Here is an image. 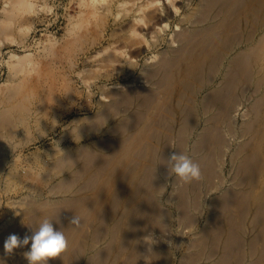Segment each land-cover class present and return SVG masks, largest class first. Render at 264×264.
<instances>
[{
  "label": "bare ground",
  "instance_id": "6f19581e",
  "mask_svg": "<svg viewBox=\"0 0 264 264\" xmlns=\"http://www.w3.org/2000/svg\"><path fill=\"white\" fill-rule=\"evenodd\" d=\"M79 1L89 7L93 21L90 39H82L108 51L111 42L104 43L111 23L117 22L128 0ZM200 1L186 12L191 26L177 32L178 44L145 64L140 72L144 88L127 87L99 101L92 116L75 117L74 130L58 138L72 162L65 163L54 145L45 149L47 159L37 155L35 166L21 174L8 160L5 147L8 136L28 145L56 135L82 93L73 79L67 78L51 98L36 96L25 84H5L0 92V143L5 146L0 145V193L6 196L21 185L27 190L21 199L23 211H10L0 223V259L6 264H28L23 253L30 244L5 256V239L10 234L31 235L46 217L69 241L67 251L49 264H174L165 234L174 219L184 226L180 235L186 228L192 231L185 240L187 250L179 255L180 264H264V0ZM84 12L70 19L81 20ZM18 16L12 19L19 20ZM147 17L156 37L150 48L155 49L160 32L151 24L157 17L173 16L162 8ZM22 23L17 24L18 32L25 33ZM4 31L0 26V33ZM115 31L110 37L117 36ZM30 56L12 54L14 78ZM40 128L46 136H41ZM35 129L39 138L31 134ZM182 151L201 165L202 180L181 186L168 175V157ZM227 154L228 179L223 171ZM162 176L171 182L172 192H167ZM161 187L166 189L162 195ZM42 192L59 199L47 201L40 197ZM75 215L81 217L79 228L70 223Z\"/></svg>",
  "mask_w": 264,
  "mask_h": 264
},
{
  "label": "rangeland",
  "instance_id": "374dc122",
  "mask_svg": "<svg viewBox=\"0 0 264 264\" xmlns=\"http://www.w3.org/2000/svg\"><path fill=\"white\" fill-rule=\"evenodd\" d=\"M6 1L7 0H0V26H2L3 31L6 30L4 31V33H0L2 34V36L0 35V92L1 90L3 91L5 89V84L8 85V83L10 84L14 81L13 83H21V85L25 84L27 88H29L28 90H31L30 92L36 93V96H41L43 98H51V95L55 97L59 93L60 86L64 82H66L67 78L69 80L73 79L72 84L74 85V87H77L78 91L82 92L80 93V98L77 99V107L72 113L64 116V123L59 128V131L56 135L41 140L37 139L34 142L28 143V145L20 144V141H18L20 140L19 137H13L12 139L8 136L9 139L6 140L9 141L7 142V145L8 143L10 145L7 146L8 148L5 147L2 143H0V145L2 147L4 146L7 150L8 160L11 161L12 165L16 167L21 174H24L31 166L34 167L35 161L39 156L41 158L47 159L45 149L47 151L54 145H57L55 142L59 141L63 133H67L68 130L69 132H72L74 130L73 127L76 125L75 121L77 118H86L90 115L92 116V114L95 113V108L98 105L99 101H107V99H110V95L114 94L115 92L122 91L125 88L127 89V87V90L134 89L135 87L144 88L146 83L144 78L141 77L142 74L140 72H142V69L144 68L145 64L151 61L156 62L162 54L168 52L169 48L171 47V44H178V42L176 41L177 32L179 33L183 30V28H189L191 26L190 22L186 21L187 13L192 8L194 9V7L199 5L201 2L200 0H158L159 2L157 1V3H150L151 0H128V2L123 5V8H121L122 12H120V15L116 19L117 22L112 21L113 23H111V27L108 32L111 34L112 32H114V30H117L115 31L117 32V36L115 38H112L110 37V34H107L108 36L106 38V42L104 41L105 46L107 45V43H109V41L111 42L110 46H115H109L110 49L106 52H103L101 51L102 47H100L99 45L91 46L89 42H84L86 38L90 39L89 30H91L90 28H92L93 21L91 20L89 12L87 13L89 7L86 8L85 6H83V3L80 4L79 0H8L9 2ZM87 1L90 2L89 0ZM100 1L104 2L105 0H98V2ZM147 2L149 4L147 6L144 5V7H142V5L146 4ZM16 3H18L19 5ZM138 6H141L143 9L140 10L141 7L137 8ZM132 8H134L136 14L133 11L132 17H126L127 13H131ZM162 8L169 10L173 17H170L168 19L165 18L164 20L163 17H157L156 19H154V22L151 25L156 27V31L160 32V39L159 46H157L155 49H151L150 44L152 40H156V37L155 34H151L148 25L149 23L147 21V15L149 12L154 11V9L160 10ZM175 9H179L177 14L175 13ZM81 10L82 12L85 11L84 13L86 14V16H83H85L86 19H84L85 17L83 18V16L81 17V20L77 19L75 21L73 19H70L73 17L79 18ZM11 11H13V14ZM17 15H19L18 17L21 18L19 20L13 18V21L12 17H15ZM16 21H19L20 23L23 22L22 24H24L23 26L25 28V33L21 32L22 30L18 32L19 25L17 24H19V22L17 23ZM78 21L80 22V25L79 23L75 25ZM130 24H133V27ZM122 25H125V27H122ZM68 30H70V32H68ZM151 35L153 36L151 37ZM120 36L122 37L120 38ZM82 37L86 38L82 39ZM174 47L176 49L178 46ZM99 51L101 52V54L99 53ZM26 53H31V60L28 57V59H25V62H22V64H20L22 65V67H19H21L23 71L14 78L11 74L12 66H10V63H12V54L25 55ZM83 53H86L87 55L83 57ZM77 56H79V58ZM80 57H82L83 59ZM153 57L155 61L152 59ZM13 62H16V60H13ZM13 64L19 63L16 62ZM28 73L31 75H29ZM92 107L94 108L93 110ZM239 116L236 117L237 121L240 123L239 124L237 122L238 126H240L243 122V118H241V115ZM31 134L32 136H34V138H39V134L36 129L32 130ZM228 138H230V135H228ZM14 143L18 145L16 146ZM233 146L235 147V145ZM8 149H11L9 150V153ZM224 160L223 161L226 163V165L223 167L224 176L226 177V179H228V175L230 174L228 154L224 156ZM221 164L222 163H220V165ZM161 181L164 184H168L169 187L167 189V192H169L170 189V192H172L173 188L171 182H168L167 178L165 179L164 176H162ZM228 186L229 185L226 184V187ZM19 188L20 186L16 188L17 190H13L7 193L6 196L4 195V193L2 194V192L0 193L1 224L6 221L8 215H10V211L11 213H18L17 211L20 210L23 211L24 206L22 204L21 199L23 197L22 195L24 193L26 194L27 190L26 186H23L22 188L21 185V188ZM44 192L40 193V197L45 198V200L47 201H56L59 199L58 196L46 195L47 193ZM28 199L32 200V197H27V200ZM22 211L20 213H22ZM204 214V216L206 217L207 213L204 212ZM176 216L177 215L175 214V217ZM23 219L24 222H27L25 218ZM174 221L175 222H173L171 226H168L166 228L168 229L165 233L167 234L166 238L169 239V241L166 243V246H168L169 250L172 249L170 252L173 254L174 264H180L178 260H180V256H182L185 253L184 251H186L188 248L186 247L188 241L185 242V240L188 239V236L191 235L192 231L186 228L187 230L184 229V231H181L182 234L184 232V236L180 235L181 233H179V230L184 228V226H179L178 221H176L175 219ZM179 236H182L181 239L179 238ZM177 238L181 240L180 241L178 239L180 241H178L179 243L177 242L178 244L176 243ZM174 244L175 246H177L175 247ZM28 248L29 245L26 246V249ZM199 264L207 263L206 261H200Z\"/></svg>",
  "mask_w": 264,
  "mask_h": 264
},
{
  "label": "clouds",
  "instance_id": "9594fccd",
  "mask_svg": "<svg viewBox=\"0 0 264 264\" xmlns=\"http://www.w3.org/2000/svg\"><path fill=\"white\" fill-rule=\"evenodd\" d=\"M56 121V120H55ZM57 126V121H56ZM80 129V128H79ZM79 129L77 134L81 137ZM41 136H46L47 133L40 128ZM59 147V142L56 141ZM175 148L174 144H170ZM62 159L65 163L71 161L66 158L64 150L59 147ZM72 162V161H71ZM168 175L174 176L179 185L191 184L193 181H200L203 179L201 165L193 159L187 152L180 153L173 152L166 161ZM161 195L166 191L161 187ZM174 195V193H173ZM70 223L77 228L81 227V217L75 215L70 219ZM145 239L154 241L152 237ZM30 244L28 251L23 253L24 258L28 264H49L50 259L61 257L69 247L68 237L64 231L56 230L49 218H44L39 224L38 230H35L31 235H25L23 238L17 234H10L4 242L5 256L14 253L15 249L23 248ZM0 264H6L4 259H0Z\"/></svg>",
  "mask_w": 264,
  "mask_h": 264
}]
</instances>
